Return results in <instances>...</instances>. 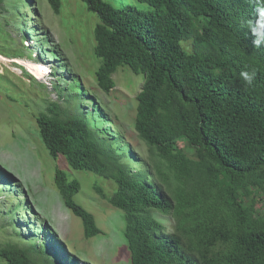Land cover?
Listing matches in <instances>:
<instances>
[{
  "label": "trees",
  "instance_id": "trees-1",
  "mask_svg": "<svg viewBox=\"0 0 264 264\" xmlns=\"http://www.w3.org/2000/svg\"><path fill=\"white\" fill-rule=\"evenodd\" d=\"M46 1L59 12L60 0ZM81 1L99 20V90L115 88L121 66L142 76L133 129L147 158L138 161L128 146L105 140L83 114L56 102L35 116L42 146L72 170L113 183L109 196L97 183L92 188L123 214L129 264H264V46L253 44L247 26L264 4L138 0L150 7L143 12ZM246 70L255 72L251 85L240 77ZM126 156L140 162L136 172ZM54 184L84 238L99 235L93 216L73 200L79 182L55 167ZM0 261L74 264L49 246L13 243L0 244Z\"/></svg>",
  "mask_w": 264,
  "mask_h": 264
},
{
  "label": "rangeland",
  "instance_id": "rangeland-1",
  "mask_svg": "<svg viewBox=\"0 0 264 264\" xmlns=\"http://www.w3.org/2000/svg\"><path fill=\"white\" fill-rule=\"evenodd\" d=\"M104 1L150 8L138 0ZM98 22L81 0H60L58 13L46 0H0V244L49 246L74 264H129L123 214L92 188L97 183L109 196L113 183L50 157L35 125V116L56 102L68 113L83 114L105 140H117L120 149L128 146L138 161L146 160L133 129L142 76L121 66L112 75L115 88L99 90L95 72L101 61L93 53ZM125 160L132 172L140 168L137 160ZM55 167L79 182L73 200L93 216L99 235L84 238L80 219L55 187ZM153 216L170 228L165 217Z\"/></svg>",
  "mask_w": 264,
  "mask_h": 264
},
{
  "label": "clouds",
  "instance_id": "clouds-1",
  "mask_svg": "<svg viewBox=\"0 0 264 264\" xmlns=\"http://www.w3.org/2000/svg\"><path fill=\"white\" fill-rule=\"evenodd\" d=\"M257 3L264 4V0H257ZM247 26L253 36V44L257 47L264 46V7L257 8L256 17L249 20ZM240 77L246 85H251L255 79V72L242 71Z\"/></svg>",
  "mask_w": 264,
  "mask_h": 264
}]
</instances>
